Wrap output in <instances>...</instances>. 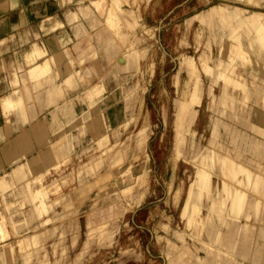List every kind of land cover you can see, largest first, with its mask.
Listing matches in <instances>:
<instances>
[{
	"label": "rangeland",
	"instance_id": "374dc122",
	"mask_svg": "<svg viewBox=\"0 0 264 264\" xmlns=\"http://www.w3.org/2000/svg\"><path fill=\"white\" fill-rule=\"evenodd\" d=\"M103 1L99 0L101 6L96 8L89 0L92 12L81 7L79 10L83 14L98 12L104 18L102 24L107 19L115 22L120 18L117 24L112 21L115 30L108 27V39H113L109 43L114 46L102 55L108 57L107 63L99 64L98 70L99 55L92 52V61L85 63L87 84L82 87V96L75 94L61 106H55L67 117V127L58 124L57 132L39 145L33 155L17 162L24 165L29 181L43 170L40 163L50 168L42 182L32 183V188H44L46 196L42 197L41 192L31 200L25 198L24 182H13L11 176L17 164L0 173V264H264V189L254 194L243 187L246 183L242 177L238 181V164L264 178V61L246 39L260 37L264 31L259 29L261 24H244L209 12L214 5H224L230 10L235 6L241 9L240 16L253 11L264 13V0H111L105 2V8L100 4ZM116 8H123L125 13L115 17ZM130 11L134 12L132 16L135 14L131 19L127 17ZM206 12L213 15L210 20ZM231 32L242 37L236 46L231 45L232 50L228 46L233 41ZM108 35L103 37L105 45L109 44ZM253 46L262 48L256 42ZM262 52L264 56V48ZM46 54L34 47L26 59L32 63ZM229 54L235 58L232 64L227 62ZM119 55L124 56L125 62L118 63ZM51 60L60 62L59 57L47 55V62L43 59L30 66L28 76L35 80L43 78L50 83L48 89L55 86L57 93L62 94L61 85L52 84ZM80 80V72L72 70L66 83L72 89ZM75 99L81 101L77 102V115L72 110ZM69 100L71 106L66 105ZM18 103L3 105L9 108ZM176 111L177 116H189L179 121L186 136L181 140L174 139L178 128L174 125ZM72 118L76 127L70 124ZM214 125L217 129L212 132ZM211 133L217 139L214 148L221 154L217 160L220 163L216 162L220 167L213 172L207 166L211 176L207 177V170L206 180L201 182L206 188L213 186L212 193L215 186L222 189L220 192L218 188L220 201L212 209L219 210L221 213L215 214L220 216H224L221 206H230L236 188L245 192L235 209L239 215L236 211L232 215L236 213L240 218L236 223L239 230L246 226L243 238H252L247 246L238 243L239 250L227 255L229 260L227 256L214 255L229 240L226 243L222 239L226 242L221 245L210 235L215 233L214 225L220 226L222 221L220 216V222L208 216L209 191L205 194L207 200L203 199L205 204L201 200L196 203L201 211H194L197 207L193 203L185 209L200 151L209 146ZM104 134L106 140L98 143ZM174 148H179L180 153ZM205 159L208 162L209 158ZM252 197L257 207L250 210L256 219L253 212L247 214L249 220L245 224L241 217L247 210L244 202ZM44 199L47 209L41 213L38 208L43 207ZM209 235L212 241L207 238ZM204 242H216L218 248L205 247ZM247 252L248 258L243 259Z\"/></svg>",
	"mask_w": 264,
	"mask_h": 264
},
{
	"label": "crops",
	"instance_id": "0c3cea01",
	"mask_svg": "<svg viewBox=\"0 0 264 264\" xmlns=\"http://www.w3.org/2000/svg\"><path fill=\"white\" fill-rule=\"evenodd\" d=\"M81 5H89V0H0V173L27 159L57 132L58 124L67 127V117L55 106L75 94L82 96V87L87 84L85 63L92 61V52L99 55L98 70L99 64L108 61L107 56L102 58L106 55L103 37L108 34L104 18L96 11L81 13ZM34 47L46 51L48 57H59L60 62L51 60L49 65L52 84L61 85L62 94L55 92L49 97L50 83L28 76L30 66L44 59L27 62L26 56ZM72 70L79 71L83 80L70 89L66 79ZM7 97L19 101L18 105L5 107ZM77 102L81 101L75 99L72 106L75 113Z\"/></svg>",
	"mask_w": 264,
	"mask_h": 264
},
{
	"label": "bare ground",
	"instance_id": "6f19581e",
	"mask_svg": "<svg viewBox=\"0 0 264 264\" xmlns=\"http://www.w3.org/2000/svg\"><path fill=\"white\" fill-rule=\"evenodd\" d=\"M100 1H103V0H100ZM106 1H110V2H112L111 0H105V1H103V2H100V4H102L103 5V7H104V5H106ZM120 1V0H119ZM136 1V0H135ZM135 1H133V2H135ZM114 2H115V0H114ZM121 2L123 3V0H121ZM105 3V4H104ZM251 3V2H250ZM91 4L92 5H94L96 8H100V6H98L99 5V0H98V2L96 1V0H91ZM107 4H108V2H107ZM113 4V3H112ZM135 4V3H134ZM222 4V3H221ZM225 4V3H224ZM74 5V4H73ZM112 6V5H111ZM116 6V5H115ZM224 6V5H223ZM223 6H221V5H214V6H212L211 7V11H209V12H211V14L213 13V15H218V16H223V17H227L228 19H236V20H238V21H240L241 23H248V24H252V23H258V24H261L260 26H259V29L261 30V31H264V13L263 12H258V11H253V12H250L249 14H247V15H243V16H240L242 13H241V9H239L238 7H234V8H232V10H230V9H226L225 7H223ZM81 7V9H87L89 12H92L91 10V8H90V6H88V5H84V6H80ZM116 7H118V6H116ZM229 7V6H228ZM105 8V7H104ZM116 9L118 10L117 12H116ZM116 9H114V11L116 12L115 13V17H117V16H122V14H124L125 13V11L123 10V8H116ZM97 10H99V9H97ZM101 10V9H100ZM207 11V12H208ZM102 12H104V11H102ZM131 12V11H130ZM130 12H128L129 14V16H127V17H133L131 14L132 13H134L133 11L130 13ZM206 12V13H207ZM112 12H110V14H111ZM238 13H240V15L238 14ZM245 13V12H244ZM243 13V14H244ZM109 14V13H108ZM205 14V13H204ZM210 13H209V16H213V15H211ZM114 15V14H113ZM112 15V16H113ZM117 15V16H116ZM108 16V15H107ZM125 16V15H124ZM204 16V15H203ZM207 16H208V13H207ZM206 16V18H208L209 20H210V17L208 16L207 17ZM111 16L109 15V18H110ZM126 17V18H127ZM131 17H130V19H131ZM112 18H114V17H112ZM116 19V18H115ZM118 19H120V18H118ZM117 19V20H118ZM128 19V18H127ZM136 19V18H135ZM204 19H205V16H204ZM208 19H207V21H208ZM116 20V21H117ZM202 21H203V18L201 19ZM113 20H110V19H107L106 20V22H105V24H103L104 26H105V28H106V30L108 31V29H110V28H108V27H112L113 29L115 28V24H117L118 23V21H117V23H115L114 21V23L112 22ZM132 21H133V19H132ZM132 21H130V22H132ZM205 21V20H204ZM206 21V22H207ZM122 22V20L121 21H119V23H121ZM128 22V21H127ZM129 22V23H130ZM185 22V21H184ZM190 22V21H189ZM208 22H210V21H208ZM207 22V23H208ZM124 24H126V22L125 23H123V26H124ZM133 24V23H132ZM114 25V26H113ZM119 25V24H118ZM117 26V25H116ZM130 26H132L131 25V23H130ZM129 26V27H130ZM118 27V26H117ZM116 27V28H117ZM121 29V27H119L117 30H120ZM101 30V29H100ZM115 30V29H114ZM116 30V31H117ZM231 31L232 32H234V27L231 29ZM109 32L111 33V31L109 30ZM108 32V33H109ZM200 32V31H199ZM199 32H197V34H199ZM231 32V34H230V38L233 40L231 43H229V48L231 49V48H233L231 45H234V46H236V44L238 43V40L240 41V38H242L241 37V35H237V34H235V33H232ZM201 33V32H200ZM196 34V35H197ZM108 35V34H107ZM141 36V35H140ZM102 37V36H101ZM109 37H111L110 35H108V37H106L107 39H106V41L109 43L110 42V40L108 39ZM105 38V37H104ZM202 39V38H201ZM247 39V41L250 43V45H251V49H252V51L255 53V54H258V55H260L261 56V58H262V60L264 61V56H263V48H264V35H262V36H260V37H248V38H246ZM109 40V41H108ZM141 40V39H140ZM143 40V39H142ZM90 41V40H89ZM113 41V39L111 40V42ZM106 42V43H107ZM254 42H256V43H258L259 45H260V47H262V48H260L259 50H258V48H256L255 46H253V43ZM112 44H114V43H112ZM114 45H111V43H109V44H106L105 46L103 45V47H104V50L107 52V51H109L112 47H113ZM195 49V48H194ZM232 50V49H231ZM97 52V51H96ZM227 52V51H226ZM228 53V52H227ZM45 54V53H44ZM234 53H232V55H233ZM95 55V54H94ZM115 55V54H114ZM230 55V54H229ZM112 56V55H111ZM110 56V57H111ZM233 57V56H232ZM231 57V55L230 56H228V60H227V62L228 63H230V64H232V63H234L233 61H234V59L235 58H232ZM46 59H47V54L46 55H44V60L46 61ZM116 59H117V61H118V63L119 62H125V58H124V56L123 55H119V56H117L116 57ZM189 59V58H188ZM44 61V62H45ZM230 61V62H229ZM43 62V61H42ZM47 62V61H46ZM260 63V62H259ZM250 64V63H249ZM35 65V64H34ZM33 65V66H34ZM33 66L31 67V69H33ZM122 66L124 67V64H122ZM260 66V65H259ZM263 66V65H262ZM253 67V66H252ZM119 68V67H118ZM224 68V67H223ZM37 70V69H36ZM35 70V71H36ZM121 70V69H120ZM254 71V70H253ZM257 71V70H256ZM29 72H31V71H29ZM257 73H259V72H257ZM253 75V74H252ZM259 75V74H258ZM264 76V75H263ZM226 78V79H225ZM225 78H224V80H225V82H226V80H227V77L225 76ZM255 79V78H254ZM257 80H259V79H257ZM263 80H264V78H263ZM229 81V80H228ZM227 81V82H228ZM230 82V81H229ZM228 82V83H229ZM263 82V81H262ZM263 84V83H262ZM224 85H225V83H224ZM226 86H227V84H226ZM13 89V88H12ZM58 88L57 87H52V88H50V89H48V94L50 95V97H51V93H55V92H57L58 90H57ZM21 92V91H20ZM13 93V92H12ZM2 95V94H1ZM4 95V94H3ZM7 95V94H6ZM222 95V94H221ZM223 97H224V95H223ZM219 98V97H218ZM225 99V98H224ZM2 100V99H1ZM188 100V99H187ZM226 101V100H225ZM51 102V101H50ZM7 103H10V104H15L16 102H14L10 97H7V98H5L4 100H3V104H7ZM179 103H180V101H179ZM73 104V103H72ZM71 104V100H69V101H67L66 102V105H69V106H71L72 105ZM61 106V105H60ZM180 105L178 104V107H179ZM208 106V105H207ZM206 106V107H207ZM177 107V108H178ZM191 107V106H190ZM57 108H58V106H57ZM179 109V108H178ZM177 109V110H178ZM207 109V108H206ZM209 109V108H208ZM188 110V109H187ZM212 110V109H211ZM178 111H180V110H178ZM187 112V111H186ZM189 112V111H188ZM191 112H192V110H191ZM85 113V112H84ZM111 113V112H110ZM180 113V112H179ZM176 116H175V119L177 120L176 122L177 123H175L174 122V125L177 127L178 126V128H176L175 129V138L174 139H176L177 137L178 138H180V140L181 139H185L186 138V136H185V132H184V129H185V127H184V129H182V127L180 126L181 124H180V122L179 121H182V120H184V119H188L187 117H189V116H187L186 118H185V114H183V115H178L177 116V111H176ZM187 114H189L190 115V113H187ZM195 115H196V113H195ZM261 115V114H260ZM193 116V115H192ZM191 116V117H192ZM184 117V118H183ZM112 119V118H111ZM193 119V118H192ZM197 119V118H196ZM70 120V119H69ZM191 120V119H190ZM210 120V119H209ZM214 120V119H213ZM257 120V119H256ZM75 120L72 118V120H71V126L72 127H76L75 126V122H74ZM212 121V120H211ZM261 121V120H260ZM191 122H193V121H191ZM263 123V122H262ZM69 124V125H70ZM127 124V123H126ZM124 125V124H123ZM188 125V124H187ZM166 127V126H165ZM35 128V127H34ZM90 128H91V130H93L94 131V127H93V125H90ZM120 128V127H119ZM187 128V127H186ZM188 128H190V126L188 127ZM217 129V126H215L214 125V127H213V130H212V132H214V129ZM254 128V127H253ZM252 128V129H253ZM72 128L70 127L69 128V130H71ZM236 129V128H235ZM238 130V129H237ZM186 131V130H185ZM210 132V131H209ZM206 133V132H205ZM139 134V133H138ZM200 134H202V133H200ZM199 134V135H200ZM210 134V133H209ZM207 136V135H206ZM106 138H107V136H106V134H104V137L102 138V139H99V141H98V143H100L102 140H106ZM196 138V137H195ZM202 138V137H201ZM207 138V137H206ZM190 139V138H189ZM251 139V138H250ZM192 140V139H191ZM247 140V139H246ZM130 141V140H129ZM175 141H177V140H175ZM184 140H182V141H179V142H183ZM202 141V140H201ZM204 142V141H203ZM217 142V139L214 137V136H212V133H211V137H210V139H209V141H208V144H209V146H207V145H205L206 146V148L205 149H203L202 151H200V154H199V161H198V163H197V165H198V167H197V170H196V172H194L195 173V177H194V180L190 183V185H189V187H188V189H189V193H188V200H187V202H186V205H185V209L186 208H188L189 207V204L191 203H193V205L195 206V207H197V205H200V204H196V203H199L200 202V200L201 201H203V199H205L206 198V200H207V198L209 197V203L207 202V210H208V216L210 217H212L213 216V219L214 218H216L217 219V217L218 216H220L219 214L221 213L217 208L215 209V210H218L219 211V214L217 213V215L215 214V212H218V211H213L212 209H214V207H217L218 206V201H220L219 200V198H220V196L221 195H218V193H219V190H218V188L220 189V192H222V189L219 187V185L218 186H215V189H214V191H215V193L213 194L212 193V190H213V186H212V188H211V186L210 187H204V185L202 184L203 182H204V180L203 179H205L204 178V176H206V174H207V166H211V169H213L212 171L213 172H217L219 169H218V167H220V165L218 164V163H220L219 161H217V160H220L221 159V154H219V153H217L216 152V150H215V148H214V145H215V143ZM247 142H249V141H247ZM175 143V142H174ZM192 143V142H191ZM128 144V143H127ZM146 144H147V142H146ZM213 144V145H212ZM175 145H176V143H175ZM175 145H174V147H175ZM180 145H182V144H180ZM192 145V144H191ZM148 146V145H147ZM177 146H179V144L177 145ZM188 146V145H187ZM190 146V145H189ZM212 146H213V148H212ZM130 147V146H129ZM196 147V146H195ZM204 147V146H203ZM175 149V148H174ZM173 149V150H174ZM179 149V148H178ZM178 149H175V152H179L180 153V151L178 150ZM189 149V148H188ZM201 149V148H200ZM238 149V148H237ZM148 150V149H147ZM180 150H181V148H180ZM194 150V149H193ZM148 152V151H147ZM150 154V153H149ZM180 155V154H179ZM223 155V154H222ZM147 156V155H146ZM174 157H175V155H174ZM190 158V157H189ZM204 158H206V159H208L209 158V160H208V162H204L203 160H204ZM33 159H35V157L33 158ZM147 159H148V157H147ZM205 159V160H206ZM225 159V158H224ZM30 160V159H29ZM32 160V159H31ZM82 160V159H81ZM87 160V159H86ZM179 160V159H178ZM223 160V159H222ZM170 161H171V159H170ZM174 161H175V159H174ZM30 161H28L27 160V163L26 164H28ZM172 162V161H171ZM216 162H218L217 164H216ZM22 163V162H21ZM82 163V162H81ZM145 162H143L142 164H144ZM195 163V162H194ZM40 165L43 167V170H41V171H39V172H37V175L36 176H33V180H31V181H29L28 179H27V177H26V174H25V172L23 171V164L22 165H18L17 164V167L16 168H14L13 170H12V172H11V176H12V179H13V182H15V181H19V182H24L23 183V185H24V191H23V193H24V195H25V198L26 199H28V200H31L32 198H34V196H35V194L36 193H38V194H41V192H44V193H42V197H44V196H46L45 195V192H46V190L44 189V188H37V189H35V188H32V183H34V185L36 184L35 182H39L40 183V181H41V179H42V177H43V175L45 174V172H48V170L50 169H48V168H46L45 167V165H43V164H41L40 163ZM137 165V164H136ZM175 165H176V163H175ZM190 165V164H189ZM195 165V164H194ZM216 165H218L217 167H216ZM177 166V165H176ZM175 166V167H176ZM184 166V165H183ZM193 166V165H192ZM238 166H239V168H238V170H239V174L241 175L240 176V178L238 179V181L239 182H241V177H242V179L244 180H242V182L244 183H246V186H243L242 184V186L243 187H245V189H249L250 191H252V192H254V194L256 193V192H258V190H262V188L264 189V178H263V176H261L260 174H259V172H256V171H251V170H249L248 168H246V167H244V166H241V165H239L238 164ZM29 167V166H28ZM32 167V166H31ZM33 167H34V165H33ZM32 167V168H33ZM53 167H55V166H53ZM194 167H196V166H194ZM193 167V168H194ZM40 168V167H39ZM38 168V169H39ZM137 168V167H136ZM135 168V169H136ZM171 168V167H170ZM59 169V168H58ZM164 169V168H163ZM190 169V168H189ZM218 169V170H217ZM221 169V168H220ZM108 170V169H107ZM133 170V169H132ZM131 170V171H132ZM30 171V170H29ZM37 171V170H36ZM63 171V170H62ZM124 171V170H123ZM135 171V170H134ZM209 171L210 170H208V176L207 177H209ZM231 172V171H230ZM193 173V172H192ZM220 173H221V171H220ZM232 173H234V172H232ZM236 173V172H235ZM234 173V174H235ZM30 174V173H29ZM52 174V173H51ZM149 174V173H148ZM186 174H187V172H186ZM234 174H232V175H234ZM28 175V174H27ZM192 175V174H191ZM194 175V174H193ZM231 175V174H230ZM135 176V175H134ZM210 176H211V174H210ZM147 177V176H146ZM145 177V178H146ZM184 177H186V176H184ZM213 177V176H212ZM50 178V177H49ZM232 178V177H231ZM148 179H149V177H148ZM191 179V178H190ZM46 180H47V178H46ZM50 180V179H49ZM206 180V179H205ZM208 180H209V178H208ZM207 180V181H208ZM211 180V179H210ZM210 180L208 181V182H210ZM232 180H233V178H232ZM247 182H246V181ZM186 181V180H185ZM201 181H203V182H201ZM237 180H236V182H238ZM42 182V181H41ZM239 182H238V184H239ZM115 183H117V182H114L113 184H115ZM244 183V184H245ZM187 184V183H186ZM205 184H207V183H205ZM210 184V183H209ZM219 184H221V182L219 183ZM42 185H43V183H42ZM117 185V184H116ZM211 185V184H210ZM206 186V185H205ZM225 187V186H224ZM171 188V187H170ZM22 189H23V187H22ZM43 190V191H40V190ZM132 189V188H131ZM209 189V190H208ZM108 190V189H107ZM185 190V189H184ZM169 191H170V189H169ZM207 191H209V195L207 194L208 192ZM262 191H264V190H262ZM262 191H260V192H262ZM22 192V191H21ZM109 192H110V189H109ZM234 192V191H233ZM248 192V191H247ZM247 192H246V194H247ZM71 193H73V192H71ZM169 193V192H168ZM182 193V192H181ZM245 193V192H244ZM243 193V191H240V189H235V192H234V194H233V199L231 200V204H230V206H228V208L227 209H225L226 207H224V205L223 206H221V205H219V206H221L222 207V209L221 210H223L224 211V216L222 215V216H220V219H221V221H222V223H221V225L220 226H218V224H216L217 222H220V220L219 219H217V220H219V221H217L216 219V221H212L213 223H215L216 225H214L213 223V225H214V227L216 228V229H214L215 231H212L214 234H210L211 236H212V238L214 239V238H217V240H219V244L221 243V242H226V240L228 239L229 240V244H226L225 245V247L224 246H222L221 248L222 249H220V246H219V249H217L218 251H220L221 250V252H219L218 254H214V255H222L223 257L224 256H227V255H231V254H236L237 253V251L239 250V248L237 247L238 246V243H242V244H245V245H243V247L244 246H247L246 244H248L249 243V239H250V237L251 236H249L248 238V240L246 239V238H243V235H244V233L247 231H245V228H243L242 227V229H240L239 230V228L237 227V225H236V223H237V220H239L240 218L239 217H237L236 216V213H237V207H238V204H240L239 203V201H240V199L242 198V195L244 194ZM21 194V193H20ZM105 194V193H104ZM205 194H207L208 195V197H205L206 195ZM68 195V194H67ZM128 195V194H127ZM261 195V194H260ZM263 196H264V193H263ZM205 197V198H204ZM22 198V197H21ZM255 198V197H254ZM253 197H252V200H249L248 202H244V203H246V205H245V208L244 209H247V210H245L246 212L244 213V216H241V217H243L244 219H245V221H246V223L245 224H247V221L249 220L248 219V217H247V214H249V215H251L250 213H252L251 212V210H252V208H255V207H257V202H256V200H253L254 199ZM49 201V200H48ZM72 201V200H71ZM194 201V202H193ZM244 201V200H243ZM243 201H241V203L243 202ZM257 201H258V203H259V200L257 199ZM203 203H204V201H203ZM211 203V204H210ZM220 203V202H219ZM261 203H262V201H261ZM205 204V203H204ZM243 204V203H242ZM260 204V203H259ZM217 205V206H216ZM264 205V204H263ZM42 208L41 209H39L38 207V210H39V212H41L42 213V210L44 211L45 209H47L46 207H47V204H46V202H45V199L43 200V204H42ZM203 206V205H202ZM240 206L241 205H239V208H240ZM262 206V205H261ZM223 207H224V209H223ZM248 207V208H247ZM219 208V207H218ZM242 208H243V205H242ZM62 209V208H61ZM199 209V211H201V207H197V208H195V210L194 211H197ZM236 209V210H235ZM251 209V210H250ZM37 210V211H38ZM241 210V209H240ZM194 211H193V213H194ZM198 211V212H199ZM235 212L236 211V213H235V215H232V212ZM244 211V210H243ZM233 212V213H234ZM238 212H239V210H238ZM54 213V212H53ZM65 213V212H64ZM200 213V212H199ZM240 213H243V212H240ZM206 214V213H205ZM238 215H239V213H237ZM252 214H255L254 212L252 213ZM241 215V214H240ZM264 215V214H263ZM200 216V215H199ZM255 216H256V214L255 215H253V218L254 219H256L255 218ZM78 217V216H77ZM210 217V218H211ZM264 217V216H263ZM209 218V219H210ZM195 219V218H194ZM244 219H243V221H244ZM42 220V219H41ZM48 220V219H47ZM47 220H45L44 222H42V224L43 223H45ZM123 221V220H122ZM242 221V222H243ZM206 222V221H205ZM209 222H210V220H209ZM264 222V221H263ZM204 223V222H203ZM207 223H208V221H207ZM211 224V223H210ZM209 224V225H210ZM220 224V223H219ZM208 225V224H207ZM203 226H205V225H203ZM212 226V225H211ZM218 226V227H217ZM210 227V226H209ZM246 227V226H245ZM204 228H206V227H204ZM41 229H43V228H41ZM244 229V230H243ZM247 229V228H246ZM48 230V229H47ZM249 230V229H248ZM23 231V230H22ZM21 231V232H22ZM25 231V230H24ZM203 231V230H202ZM205 231V233H206V230H204ZM221 231H223V232H221ZM240 231V232H239ZM250 231V230H249ZM264 231V230H263ZM21 232H19V233H21ZM44 232V231H43ZM47 232V231H46ZM208 229H207V234H208ZM38 233V232H37ZM37 233H35V238H36V236H37ZM211 233V232H210ZM250 233V232H249ZM176 234V233H175ZM251 234V233H250ZM263 234H264V232H263ZM22 235V234H21ZM43 235V234H42ZM57 235V234H56ZM112 235V234H111ZM179 235V234H178ZM182 235V234H181ZM210 235L207 237V238H210ZM239 236V237H236V236ZM252 235V234H251ZM3 236V235H2ZM5 236V235H4ZM184 236V235H183ZM244 236H246V235H244ZM27 237V236H26ZM222 239H226V240H222ZM252 239V238H251ZM250 239V240H251ZM22 240L23 239H20V243L22 242ZM209 240H211V238L209 239ZM215 240V239H214ZM221 240V241H220ZM228 240H227V242L226 243H228ZM186 241V240H185ZM212 241V240H211ZM246 241H248V242H246ZM261 241H262V239H261ZM231 242V243H230ZM235 242V243H234ZM199 243V242H198ZM213 242H211V243H209V244H207L206 242H204L203 243V245L206 247V246H216L217 244H212ZM234 245H233V244ZM261 243V242H260ZM223 244H225V243H223ZM262 244V243H261ZM260 244V245H261ZM221 245H222V243H221ZM8 247L9 246H11L12 247V245L10 244H8L7 245ZM6 246V249L8 250L9 248ZM170 246V245H169ZM217 248H218V246H216ZM208 248V247H207ZM5 249V250H6ZM12 249V248H11ZM208 250V249H207ZM211 250H213V248L211 249ZM215 250V249H214ZM213 250V251H214ZM257 250V249H256ZM11 251H13V250H11ZM11 251H10V253H11ZM123 251V250H122ZM216 251V250H215ZM5 252V251H4ZM9 252V251H8ZM116 252V251H115ZM209 252V251H208ZM211 252V251H210ZM256 252V251H255ZM27 254L29 253V251H27L26 252ZM26 253L24 254V255H26ZM44 253V252H43ZM215 253V252H214ZM217 253V252H216ZM239 253V252H238ZM246 253V252H245ZM109 254V253H108ZM213 254V253H212ZM253 254V253H252ZM3 255H4V253H3ZM29 255H30V253H29ZM239 255V254H238ZM240 255H241V253H240ZM246 257V258H248V256H249V252H247V254H245V255H243V257ZM27 257H28V255H27ZM50 257V256H49ZM109 257V256H108ZM113 257V256H112ZM222 257V258H223ZM228 257L229 256H227V258L226 259H228ZM245 257L243 258V259H245ZM216 258V257H215ZM252 258V257H251ZM202 259V258H201ZM2 260V259H1ZM229 260V259H228ZM233 261H234V259H232ZM251 260V259H250ZM107 261V260H106ZM226 261V260H225ZM226 262H229L230 263V261H226ZM239 262V261H238ZM105 263V262H104ZM106 264H107V262H106ZM241 264V263H240Z\"/></svg>",
	"mask_w": 264,
	"mask_h": 264
}]
</instances>
